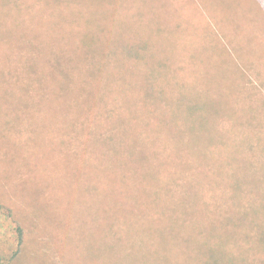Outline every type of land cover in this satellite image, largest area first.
Wrapping results in <instances>:
<instances>
[{"label": "rangeland", "instance_id": "rangeland-1", "mask_svg": "<svg viewBox=\"0 0 264 264\" xmlns=\"http://www.w3.org/2000/svg\"><path fill=\"white\" fill-rule=\"evenodd\" d=\"M62 1L0 0L2 251L20 226L12 264H264V0H82L92 46L121 50L111 61L175 62L130 107L86 77L90 57L71 63ZM93 84L108 97L87 104ZM128 136L145 144L134 157ZM144 219L179 238L129 232Z\"/></svg>", "mask_w": 264, "mask_h": 264}, {"label": "trees", "instance_id": "trees-1", "mask_svg": "<svg viewBox=\"0 0 264 264\" xmlns=\"http://www.w3.org/2000/svg\"><path fill=\"white\" fill-rule=\"evenodd\" d=\"M62 5L64 7L62 32L64 33V36H66L65 39L69 40L70 42L69 46L72 47L69 53V59L71 63L77 64L79 67H82L86 63L90 62V60L92 59L93 63L90 64L91 68L87 70L88 73L86 77H88L89 75L91 78H93L95 82L98 79H101V80L106 79L108 83L107 89H110V92H114L118 95H121L123 97L122 99L126 107L127 106L130 107L131 104L135 102L136 103L144 102L145 104V93L143 92H145L146 87H154V85H159L158 86L160 87L159 90H165V87H163V82L166 81L167 78H169L170 76H175L176 78H178L176 75V66L173 65L175 64V62L169 66L163 65V66H158L157 68L151 69L150 66L145 65L140 62H129V61L113 62L111 61L112 59L114 60L115 57H119V55L122 56L120 52L121 50L116 51V52L114 51L113 53L110 52V54H106L107 52L105 51V49L101 50L98 47L94 48V46H92V42L89 41V36H88L89 34L87 33L90 30L92 23L91 21L89 22L88 19L93 15V12L90 6H88L82 0H63ZM113 17H115V15H112V19ZM111 35L114 36L115 39L117 38L115 33H111ZM213 35L214 34H212V36ZM223 45H224V54L226 56L227 61L229 62L227 63L230 64L232 62L229 60L230 58V56L228 55L229 53L228 51H226V46L224 43ZM125 51H127L128 53L125 56H131L134 58L137 57L135 55L136 51L135 52L134 51L131 52L129 50H125ZM89 57H90V60L88 61ZM232 65L236 68V70H234L235 73H240L239 71L240 69L235 64H232ZM150 73L151 74L153 73L154 77L153 76L151 77L148 75L146 76V74H150ZM119 81L121 83H118ZM233 82L236 86L235 80H233ZM180 89L178 88L180 95H183V93H185L183 99L187 100L188 106L192 105V102L189 100V96H188L189 95V81H186V84L184 83L183 86L180 87ZM82 90L87 92V93H84L86 94L85 96L83 95V97L85 98L84 102H86L87 104L92 103L90 99L95 98V100L101 101L102 99H105L108 97V95L104 93L98 94L96 91H94V84L89 89L90 92L87 91L86 88L84 87ZM88 95L93 98L89 97ZM174 96L176 97L175 94ZM160 102L164 103L163 100H161ZM124 113H128V111ZM241 117H243V113L241 114ZM234 118L237 120L236 123L238 125H240V122L242 124L239 113H235ZM180 129L181 128H178L176 133L180 135V139L182 140L183 136H186V133L183 131V136H182V132L179 131ZM218 130L221 131L219 126H218ZM233 131L235 132L231 131L225 134L223 133L224 138L230 140L232 138V135H235L236 129H233ZM193 133L195 135L196 130H193ZM135 136H136V131H135ZM212 137L214 136L212 135ZM128 138L129 140L126 143L130 151L133 152L132 156L134 157L135 151L137 152L136 150L137 146L145 145V144H142L141 142L136 140L133 136H128L127 139ZM196 138H198V136H196ZM215 138H217V136H215ZM130 139H131V142H129ZM185 144L186 145H185V150H184V156H185L184 158L186 161L187 159H189V152L191 151V149L189 150L190 148L189 142ZM230 151L232 152V150ZM148 152L149 151L146 149L140 152L141 154L145 155L144 157H146V160L149 159ZM170 158L173 159L171 155H170ZM142 159H138L137 161L134 160V163H135L134 167L128 168V170L131 169L133 171V169H136V171H141L140 168H135V167L139 166L141 162L145 161ZM115 167H119V165H116ZM186 167H188L187 163H186ZM139 175H141V177L143 176L142 173ZM155 178L156 177H154V179ZM0 211H2L1 206H0ZM1 215L2 214L0 212V242L2 239L1 237L9 232L8 229L5 227L6 220L2 219ZM144 221L146 223L143 222L142 225H138V226H136L135 223L130 224L126 222V225L129 227V232L135 233L136 236H139V238H155L156 234H158L160 238H179L178 236L179 228H178L177 223L170 224V226H158L157 224H152V223L147 224L149 222H147L145 219ZM115 225L116 224H114V226ZM14 231L16 232V235H17L16 244L14 246L15 248L12 250V252L5 253L2 251L1 246H0V264H12L19 256V253L21 251V247L23 244L24 231L20 226H17ZM130 238H133V237H130ZM187 238H189V231H188ZM259 246L260 247L264 246L263 240L260 242ZM174 264H180V263L174 262ZM183 264H189V257L185 258Z\"/></svg>", "mask_w": 264, "mask_h": 264}]
</instances>
